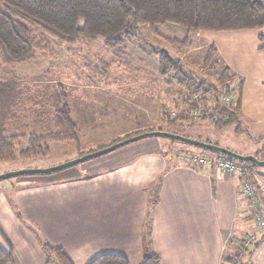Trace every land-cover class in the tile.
Segmentation results:
<instances>
[{
    "label": "crops",
    "instance_id": "crops-1",
    "mask_svg": "<svg viewBox=\"0 0 264 264\" xmlns=\"http://www.w3.org/2000/svg\"><path fill=\"white\" fill-rule=\"evenodd\" d=\"M162 28L172 38L184 34L177 24ZM205 41L215 45L242 81L243 125L215 129L198 118L191 125H167L161 131L264 160V26L201 31L194 44L204 49ZM185 88L164 96L159 108L190 109ZM156 89L150 91L151 98L160 95ZM93 128L79 131L94 138ZM109 141V135L103 136L80 152L102 149L95 148ZM184 143L148 135L62 170L0 184V245L12 249L14 264H54L48 263L37 237L62 248L73 264H87L104 253L123 255L129 264H142L145 253L157 254L160 264H220L225 251H236L241 235L256 232L242 184L251 182L262 205L264 183L256 179L260 173L255 167L224 174L196 164L194 157H219L192 151ZM253 244L247 256L253 264H264V236L257 235Z\"/></svg>",
    "mask_w": 264,
    "mask_h": 264
},
{
    "label": "trees",
    "instance_id": "trees-1",
    "mask_svg": "<svg viewBox=\"0 0 264 264\" xmlns=\"http://www.w3.org/2000/svg\"><path fill=\"white\" fill-rule=\"evenodd\" d=\"M79 19H82L81 25ZM167 23L181 26L183 36L180 39L161 36L159 30ZM263 26L264 0H0V64L13 69V74H0V161L44 155L48 152V142L75 141L78 138L66 87L58 83L48 90L43 102L53 130L45 134L32 131L17 134L8 128L16 125L23 113L31 114L35 106L39 107V102L29 98V86H23L14 70L18 65L52 56V43L48 37L62 44L100 38L105 47L116 53L130 43L139 45L142 42L147 48L141 47L158 57L160 75L173 71L191 81L186 86L190 109L180 111L173 120L184 118L190 121L187 115L197 110L199 118L210 117L215 129L229 126L238 129L243 119L240 108L242 81L229 66L221 65L215 45L206 47L201 64L209 62L213 68L220 66L219 70H214L217 84L202 89L203 83H193L187 71L182 69V63L169 55L166 49L153 47L149 37H159L167 43L176 44L186 53L193 46L194 36L199 31L259 29ZM235 81L238 82L235 100L227 105L224 102L219 104L216 94L222 95L223 89L227 91ZM207 91L214 94L211 100L215 103L211 107L206 105L209 104L205 96ZM194 94L197 96L195 99L192 98ZM20 138L26 139L27 146L23 149L18 143ZM218 154V157L245 167L242 173L251 171L256 165ZM37 238L48 263L73 264L62 248ZM234 255L232 258L223 254L220 264H233L238 258L237 253ZM14 261L12 249L5 250L0 245V264H14ZM87 264L129 263L123 255L104 253ZM142 264H160V258L155 253H145Z\"/></svg>",
    "mask_w": 264,
    "mask_h": 264
},
{
    "label": "rangeland",
    "instance_id": "rangeland-1",
    "mask_svg": "<svg viewBox=\"0 0 264 264\" xmlns=\"http://www.w3.org/2000/svg\"><path fill=\"white\" fill-rule=\"evenodd\" d=\"M81 24L82 19H79V25ZM163 29L161 27L159 30L161 36L169 39L172 38L166 36L163 33ZM200 32L196 33L194 38ZM48 38L52 43V56H43L37 58L34 62L18 65L14 70L18 76V80L23 83V86H29V98L40 104L39 107L35 106L31 114L26 112L24 115L23 113V116L21 115L17 124L11 126V131L17 132V134H27L29 131L45 134L47 131L53 130L49 120L50 116L46 110L47 108H44L43 102L44 97L46 98L48 94V90L55 83H58L64 85L67 94H69L68 101L71 104L73 118L78 124L76 125L78 128V138L75 141H50L47 145L48 152L44 155H34L29 158L17 157L10 162L0 161V175L19 170L47 169L61 165L77 158L80 154L87 153L88 151L83 153L80 151L89 148L92 142L101 141L102 137L106 135L110 137L109 143L96 147L95 149L110 146L141 133L161 131L167 125H191V121L195 123L194 121L199 118V112H191L187 115L190 121L184 118L173 120L180 113L175 105L173 107L164 105L159 108L161 102L166 100L164 96L176 95L178 89L182 90V87H186L191 81L185 78V75L183 77L180 73L177 74L173 71L163 76L160 75L158 70V57L155 54H149L143 48L147 47L142 42H139L140 46L130 43L121 52L116 53L112 49L105 47L100 38L94 40L83 39L74 44L56 43L52 38ZM260 39L262 40V38ZM149 40L153 47L164 48L169 55L176 57L182 63V69L187 71L186 73L189 75V78L193 79V83H203L201 85L202 89L216 86L214 70H219L220 66L213 68L209 62L207 65L201 64L206 47L211 44L214 45L213 43L205 41L206 46L204 49L201 46L199 47L193 44L190 48V52L192 53L188 54L189 52L187 51L183 53L178 45L167 43L159 37L151 36ZM218 59H220L221 65L225 64L219 54ZM154 69H157L156 73H154ZM2 72H10L13 74V69L0 64V74ZM155 77L156 79H154ZM153 80H156L155 83ZM235 84L236 86L233 91L230 92L228 89L224 91L223 89L222 95L219 93L216 94L219 104H222V102L225 103L224 98L227 96H233L231 103L235 100L238 94V82L235 81ZM155 89L160 93L157 99L151 98L150 94V91L155 92ZM184 91V93H189L186 88ZM212 95L214 96L212 91H207L205 94L207 101H209V104L206 105L209 107L215 103H212ZM155 100L157 103L154 102ZM202 119H205L207 123L212 125L210 117ZM90 125L96 128L90 130H96L94 138H87L88 136L80 134L82 130L79 131L81 127L84 128ZM240 125H243L242 121ZM106 129H108V132H106ZM223 132L224 130H221L216 133L220 134ZM185 134L190 135L189 132H185ZM235 140L241 142L240 139L235 138ZM18 143L22 144V149L27 146L25 138L18 139ZM185 145L195 152L203 151V153L209 156L219 155L218 152L213 150L203 149L189 143ZM77 152L79 154L75 155ZM255 168L260 173V176L256 174V179L258 182L264 183V165H257ZM42 175L44 174L13 175L0 179V184L13 181V179L15 180L17 178H30ZM249 184L252 185L251 182ZM260 208L263 213V203L260 205ZM248 211L252 218V212L249 207ZM256 232L241 235L236 251L232 253L225 251L224 254L232 258L235 256L234 253H237L238 258L233 264H249L251 262L250 257L247 256V252L254 245L253 243L257 235L261 234L264 236V231L261 233L257 232V234ZM249 235H252L254 239L245 248L243 243H246L248 240L247 236Z\"/></svg>",
    "mask_w": 264,
    "mask_h": 264
},
{
    "label": "water",
    "instance_id": "water-1",
    "mask_svg": "<svg viewBox=\"0 0 264 264\" xmlns=\"http://www.w3.org/2000/svg\"><path fill=\"white\" fill-rule=\"evenodd\" d=\"M148 135L163 136V137L172 138V139H175V140H178V141H181V142L189 143V144H191L193 146H197V147H201V148H204V149H208V150H213V151L219 152L221 154L227 155L230 158L241 160L243 162H252V163H254L256 165H264V160H258L252 155H240V154L235 153V152H233L231 150H228L226 148L219 147L217 145L210 144V143H207V142H204V141L190 139V138H187V137H184V136H181V135H178V134H174V133H169V132H165V131H151V132H145V133L138 134V135L133 136L131 138L124 139L122 141H119V142L114 143V144H112L110 146L104 147L102 149H99V150H96V151H93V152H90V153H86V154H84L82 156H79V157H77L75 159H72L70 161H67V162H65V163H63L61 165H57V166L52 167V168H47V169H29V170H19V171L9 172V173H5V174H1L0 175V179L8 178V177L13 176V175L51 173V172H54V171L61 170L63 168L72 166L74 164H77V163H79L82 160H85L87 158L94 157V156H97V155H99L101 153L108 152V151L113 150V149H115V148H117L119 146H122V145H124V144H126V143H128L130 141H133V140H136V139L148 136Z\"/></svg>",
    "mask_w": 264,
    "mask_h": 264
},
{
    "label": "built area",
    "instance_id": "built-area-1",
    "mask_svg": "<svg viewBox=\"0 0 264 264\" xmlns=\"http://www.w3.org/2000/svg\"><path fill=\"white\" fill-rule=\"evenodd\" d=\"M235 86L236 84L234 82L232 85L229 86L228 91L230 92L233 91L235 89ZM196 97L197 96L195 94L192 96L193 99H195ZM230 97L231 96H227L224 98L226 104L231 103V99L233 96L231 98ZM192 112H198V111L195 110ZM191 160L199 165H208L214 167L219 171L223 172L224 174H233L235 172L242 171V168L237 163L227 158L219 157L216 159H212L209 157L201 156V157H194ZM240 192L243 198L245 199L250 211L252 212V220L254 226L256 227V231L261 233L262 231H264V217L259 205V201L258 199H256L252 186L248 182H245L242 184L240 188ZM247 239H248L247 241L245 239L246 243H243L245 248L248 246V243L253 242L254 238L252 235H249L247 236Z\"/></svg>",
    "mask_w": 264,
    "mask_h": 264
}]
</instances>
